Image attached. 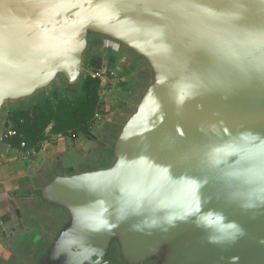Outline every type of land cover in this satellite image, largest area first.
Returning <instances> with one entry per match:
<instances>
[{"label": "water", "instance_id": "water-1", "mask_svg": "<svg viewBox=\"0 0 264 264\" xmlns=\"http://www.w3.org/2000/svg\"><path fill=\"white\" fill-rule=\"evenodd\" d=\"M97 43L142 82L95 161L19 189L24 264H264V0H0V126Z\"/></svg>", "mask_w": 264, "mask_h": 264}, {"label": "crops", "instance_id": "crops-1", "mask_svg": "<svg viewBox=\"0 0 264 264\" xmlns=\"http://www.w3.org/2000/svg\"><path fill=\"white\" fill-rule=\"evenodd\" d=\"M4 130L0 126V264H24L40 234L33 239L29 235L19 189L57 162L72 169L95 161L98 152H92L93 147L79 137L51 134L50 126L38 148L22 147L21 143L4 139Z\"/></svg>", "mask_w": 264, "mask_h": 264}, {"label": "trees", "instance_id": "trees-1", "mask_svg": "<svg viewBox=\"0 0 264 264\" xmlns=\"http://www.w3.org/2000/svg\"><path fill=\"white\" fill-rule=\"evenodd\" d=\"M100 83L97 76L87 74L77 89H54L50 95L38 97V102H32L30 107L12 109L7 125L15 130L16 136L9 140L15 144L23 141L26 148H38L49 126L54 135L92 138V124L100 108Z\"/></svg>", "mask_w": 264, "mask_h": 264}, {"label": "rangeland", "instance_id": "rangeland-1", "mask_svg": "<svg viewBox=\"0 0 264 264\" xmlns=\"http://www.w3.org/2000/svg\"><path fill=\"white\" fill-rule=\"evenodd\" d=\"M96 61L100 65H96L94 63ZM85 65V75H96L100 70H103V78H107L105 82L100 83L98 91L100 108L97 112L99 118H95L92 124V138L79 136L81 141L93 147L91 149L92 152L95 151L97 153L102 150L103 144L107 142L109 134L118 124L121 115L130 107L135 93L142 82V71L140 66L123 52L109 48L102 43H97L91 48L86 56ZM54 89L63 88L59 86ZM54 89L47 91L43 95H50ZM36 101L37 99L33 102ZM31 105V103H28L24 106L30 107ZM12 109L15 108L13 107ZM23 215L32 239L46 228L47 221L31 217L25 211Z\"/></svg>", "mask_w": 264, "mask_h": 264}, {"label": "built area", "instance_id": "built-area-1", "mask_svg": "<svg viewBox=\"0 0 264 264\" xmlns=\"http://www.w3.org/2000/svg\"><path fill=\"white\" fill-rule=\"evenodd\" d=\"M103 74H104V71H103V70H100L99 73L95 75V76H97L99 79H101V83H102V82H105V81L107 80V78H103ZM103 85H104V83H103ZM95 118H99V114H98V113H96ZM14 136H16V132H15V130L12 129L11 126L6 125L2 137H3L4 139H11V138H13ZM21 146L24 147V146H25V142L22 141V142H21Z\"/></svg>", "mask_w": 264, "mask_h": 264}]
</instances>
